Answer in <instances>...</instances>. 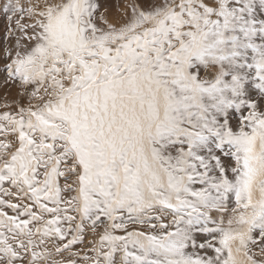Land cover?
<instances>
[{"label": "snow or ice", "instance_id": "1", "mask_svg": "<svg viewBox=\"0 0 264 264\" xmlns=\"http://www.w3.org/2000/svg\"><path fill=\"white\" fill-rule=\"evenodd\" d=\"M109 7L0 6V264H264V0Z\"/></svg>", "mask_w": 264, "mask_h": 264}, {"label": "rangeland", "instance_id": "2", "mask_svg": "<svg viewBox=\"0 0 264 264\" xmlns=\"http://www.w3.org/2000/svg\"><path fill=\"white\" fill-rule=\"evenodd\" d=\"M5 2V0H0V6ZM26 3L27 0H24ZM131 0H109V10L106 13L107 18L109 21L115 20L120 17L121 13L123 12L124 5L130 3ZM119 5V11L117 10L116 6ZM17 17H13L12 27H15V19ZM22 23H27V20L22 21ZM8 22L6 20L5 14L0 10V55L3 53V49L6 47H12L16 40V35H19V33H16V35L12 37H7L6 34V26ZM0 67H3V62L0 61ZM3 74L0 73V104H3L5 100L7 102L11 103L15 101L16 99H19V91L14 86L10 88H5L3 86ZM24 104L27 103V101H23ZM202 239V238H201ZM254 251L256 249H253ZM211 254V253H209Z\"/></svg>", "mask_w": 264, "mask_h": 264}]
</instances>
